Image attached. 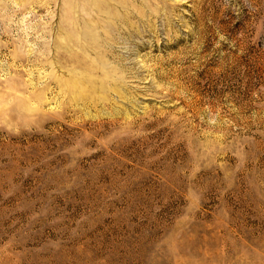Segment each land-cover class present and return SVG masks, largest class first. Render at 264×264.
I'll use <instances>...</instances> for the list:
<instances>
[{"label": "rangeland", "instance_id": "rangeland-1", "mask_svg": "<svg viewBox=\"0 0 264 264\" xmlns=\"http://www.w3.org/2000/svg\"><path fill=\"white\" fill-rule=\"evenodd\" d=\"M0 264H264V0H0Z\"/></svg>", "mask_w": 264, "mask_h": 264}, {"label": "bare ground", "instance_id": "bare-ground-1", "mask_svg": "<svg viewBox=\"0 0 264 264\" xmlns=\"http://www.w3.org/2000/svg\"><path fill=\"white\" fill-rule=\"evenodd\" d=\"M103 37V36H102ZM95 38H98V35L97 36H95Z\"/></svg>", "mask_w": 264, "mask_h": 264}]
</instances>
